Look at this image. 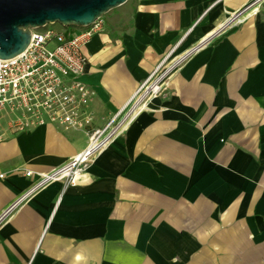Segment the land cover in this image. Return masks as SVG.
I'll list each match as a JSON object with an SVG mask.
<instances>
[{"label":"crops","instance_id":"crops-1","mask_svg":"<svg viewBox=\"0 0 264 264\" xmlns=\"http://www.w3.org/2000/svg\"><path fill=\"white\" fill-rule=\"evenodd\" d=\"M114 9L81 80L93 126L135 114L82 181L52 182L0 221V264H264V0ZM5 136L0 215L87 142L53 124Z\"/></svg>","mask_w":264,"mask_h":264},{"label":"built area","instance_id":"built-area-1","mask_svg":"<svg viewBox=\"0 0 264 264\" xmlns=\"http://www.w3.org/2000/svg\"><path fill=\"white\" fill-rule=\"evenodd\" d=\"M103 29V16L80 27L46 24L30 31L29 43L22 52L0 58V142L6 138L5 131L16 135L46 124L82 130L87 136L86 145L65 163L39 173L26 193L0 215V221L20 200L52 182L68 185L82 181L92 159L132 120L134 110L122 119H111L103 127L91 124L89 105L93 90L81 80L86 63L83 49L91 37ZM172 67L173 64L165 69L162 77ZM144 85L146 83L137 94ZM25 175L29 177L32 172L26 171Z\"/></svg>","mask_w":264,"mask_h":264},{"label":"water","instance_id":"water-1","mask_svg":"<svg viewBox=\"0 0 264 264\" xmlns=\"http://www.w3.org/2000/svg\"><path fill=\"white\" fill-rule=\"evenodd\" d=\"M127 0H0V58L22 52L46 24L85 26Z\"/></svg>","mask_w":264,"mask_h":264},{"label":"rangeland","instance_id":"rangeland-1","mask_svg":"<svg viewBox=\"0 0 264 264\" xmlns=\"http://www.w3.org/2000/svg\"><path fill=\"white\" fill-rule=\"evenodd\" d=\"M130 1L131 0H127L124 4H122L121 6H119V7H117V8H115L114 9V11H112V13L114 14V13H116L117 11H121V10H124V9H128L129 7H130ZM56 24V26L57 25H59L58 23H55ZM163 71L162 70H160V71H158L156 74H155V76L151 79V80H149L147 83H146V85H145V87L136 95V97L134 98V100H133V102H132V104H131V106H133V105H140L141 103H142V101L143 100H145L146 98H148L152 93L151 92H148L147 94H145V88L147 87V86H149V85H151L153 82H155V81H157V83H158V86H159V88L163 85V82H164V80H165V77H163L161 80H159L158 81V76L162 73ZM158 88V89H159ZM157 91V90H156ZM156 91L154 92V93H156ZM153 93V94H154Z\"/></svg>","mask_w":264,"mask_h":264}]
</instances>
